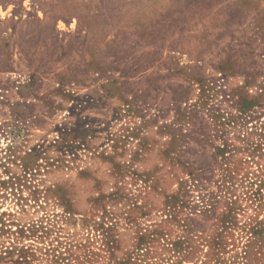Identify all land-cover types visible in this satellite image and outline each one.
<instances>
[{
    "label": "rangeland",
    "instance_id": "1",
    "mask_svg": "<svg viewBox=\"0 0 264 264\" xmlns=\"http://www.w3.org/2000/svg\"><path fill=\"white\" fill-rule=\"evenodd\" d=\"M222 261L264 264V0H0V264Z\"/></svg>",
    "mask_w": 264,
    "mask_h": 264
},
{
    "label": "trees",
    "instance_id": "2",
    "mask_svg": "<svg viewBox=\"0 0 264 264\" xmlns=\"http://www.w3.org/2000/svg\"><path fill=\"white\" fill-rule=\"evenodd\" d=\"M245 104L246 103L240 104V106H238L239 109H235L234 110V113L235 114L238 113L237 115H232L231 113L228 114L227 116H224L223 114L222 115H219L218 122L219 121H220V123L222 122V124L224 126H227L229 124H233V122H234L233 120H237L238 116H241L242 115V112L245 111L244 109H246V107H247V105H245ZM225 114H227V113H225ZM224 122H227V123L225 124ZM24 167L28 168V166H26V165H24ZM254 234L255 235H251V236H254L253 237L254 239L255 238L258 239V237L256 236L257 233H254ZM251 244H252V241H248L247 245L245 246L246 249H242L241 253H239V254H241V256L243 254V259H245V260L247 259L248 255H250L249 254V250L247 251V249L250 248ZM215 256H217V255H215V254L212 255V257H214L215 260H216V262H217L219 259H216L217 257H215ZM234 259H238V257L236 256ZM230 263L231 262H229V264ZM219 264H227V262L226 261H222V262H219Z\"/></svg>",
    "mask_w": 264,
    "mask_h": 264
}]
</instances>
